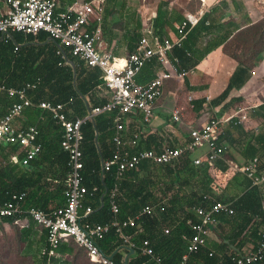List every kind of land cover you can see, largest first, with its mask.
<instances>
[{"label":"trees","instance_id":"16d2710c","mask_svg":"<svg viewBox=\"0 0 264 264\" xmlns=\"http://www.w3.org/2000/svg\"><path fill=\"white\" fill-rule=\"evenodd\" d=\"M159 25L162 27V24ZM212 29L208 16L203 17L195 27L189 30L182 44L175 45L168 53V57L177 64L179 70L194 68L205 55L215 49L214 46H206L203 52L196 51L200 40L210 33ZM251 35L253 36V41L256 44H262L264 48V21L254 27ZM48 37L45 32L38 36H33L16 31L11 33L10 38L0 36V85L4 84L6 87L19 89L26 86L27 83H32L35 86L31 87L28 95L35 102L48 100L54 103H63V111L70 118L84 116L92 107L105 104L108 98L106 95L104 96V90L101 88L105 86L103 71L99 67L91 68L86 66L84 61L74 56H70L71 64H65L63 58L56 52L55 41L43 43ZM150 43L154 46L151 39ZM17 45L18 49L16 50ZM155 58L157 57L153 59ZM72 63H74L75 68ZM160 63L167 69L171 66L167 65L169 61ZM230 88L222 94V99L229 95ZM1 99L2 115L7 114L10 106L19 100L17 97H11L6 91L2 93ZM25 110L28 117L32 119L25 126L38 124L39 134L36 142L42 144V150L29 164L23 165L20 161L23 159L24 153L20 152L18 154V144L0 142V166H4L0 168V200L4 202L14 192L27 191L28 206L36 204L39 208L52 212L56 208L53 207L55 208L53 209L48 206L51 200H56V205L66 202L65 188L66 177L69 172V153L61 145V127L56 124L49 112L45 113L46 118L39 120L42 112L40 107L34 106ZM116 114V109L101 113L92 120L87 121L82 127L85 137L83 143V175L84 184L88 188L83 204L93 208V211L84 217V223L105 224L112 221L115 217L111 210L109 192L117 181V171L114 167L110 171L103 173L102 161L111 157L116 148L113 142ZM52 129H54V135L49 136V132L46 133V130ZM149 137L147 141L140 142L134 151L140 149L160 151L163 148L162 143L154 145V135ZM249 148L252 149L251 156H253V159L259 157L262 160L264 149L252 144H249ZM13 155L18 157V161L8 160ZM262 166L263 163L260 161L259 174L264 176ZM159 167L162 173L164 170L169 176V179L164 182L166 188L162 190L163 196H161V190L159 189V184L163 181V178L158 173L154 172V175L152 174L153 177L151 174H149V177L141 176L142 170H148L151 173L150 169L152 168L148 161H144L141 164L139 171H127L126 178L121 184L125 196L120 202V218L124 219L129 215L128 213H131V210L133 216H135L145 206H155L152 214H142L136 225L128 228L130 239L137 247L135 249L136 256L128 264H158L157 257L166 264H182L190 244L189 239L184 235L191 237L195 234L190 220L202 221V216L197 211L198 206L212 207V202L206 198L207 194L215 195L211 188L213 178L208 164L197 166L186 159L183 164L178 161L175 166L163 164ZM224 169H227V167H224ZM197 175L200 178H198L196 191L189 192L187 196H184L185 194L182 196L178 192L173 194L168 201H165L164 198L168 195L173 183H190ZM43 179L47 182L44 183ZM34 187L36 188L35 190ZM180 188L182 189V185H180ZM41 190L42 201H33ZM54 190L56 192H53ZM262 190L260 186H254L241 198L234 201L237 212L233 217H227L228 214L224 212L216 214L217 220L223 218L225 220L239 221L240 218H244V223L241 224L239 231L232 237L227 236L228 239H231V242L224 241L223 247L225 251L223 254L214 253L208 247H204L200 252L191 255L189 264L193 262H200L201 264H232L230 255L227 252L232 251L231 245L233 243L240 250V253H234L240 256L244 255L243 249L250 239L247 236L248 233H245L247 228L250 227L249 224L255 218L264 222V191ZM128 209L131 210L127 211ZM83 212L84 209L81 210V213ZM167 227L170 228L169 233L165 232ZM254 231L252 237L257 243L261 239V228L257 227ZM239 237H243V239H240V241ZM146 240L150 242L154 256L145 255L141 251L140 248ZM259 243L260 241L257 243V248ZM99 247L107 255L113 256V260L117 264L123 263V257L120 253L121 249L129 253L125 245L119 240L115 228L110 229L105 237L99 240ZM49 249L46 248V250ZM65 251L74 252L73 249L64 248V244L57 248V253ZM55 255H49V251H47L39 259V263L58 264V261L54 258ZM256 264L264 263L259 262Z\"/></svg>","mask_w":264,"mask_h":264},{"label":"built area","instance_id":"2783aa9c","mask_svg":"<svg viewBox=\"0 0 264 264\" xmlns=\"http://www.w3.org/2000/svg\"><path fill=\"white\" fill-rule=\"evenodd\" d=\"M8 12L0 18V36L10 38L13 32H22L25 35L38 36L45 32L56 42V52L63 58L65 64H71L70 56L78 57L85 62L88 67H99L103 71L104 88L109 93L108 101L103 105L92 107L84 116L70 118L63 111V103L42 100L35 102L28 95L32 83H27L23 88L6 87L0 85V142L18 144L19 151L24 153L20 161L27 165L42 150V144L36 142L39 134L38 124L28 127L19 125L18 119L23 116L25 109L38 106L42 109L39 120L46 118L45 113L55 120L61 128V145L68 151L69 172L66 177V202L63 206L57 207L52 212L39 208L38 206L27 207L28 192H14L6 201L0 200V220L12 218L14 224L19 225L27 217H32L38 224L48 231L49 255H53L54 250L63 243L75 242L85 249L90 260L96 264H116L111 255L104 253L99 247V240L103 239L110 229L115 228L119 240L127 249L135 250L137 247L131 241L128 228L135 226L142 214H152L154 205L145 206L141 212L135 216L119 217L121 212V199L125 194L122 191V181L126 178L127 171H139L144 161L150 163V167L155 170L157 166L171 164L188 159L191 164H208L210 170H214L217 161L224 158L229 150V145L221 141L222 124L231 121L235 115L220 118L213 117L204 124L189 125L190 139L183 145L171 147L163 146L159 150L140 149L134 151L142 140V131L138 130L131 135H124L126 125L131 120V115H141L146 123H151L155 115V107L158 99L164 93V86L170 78H184L194 68H183L179 70L175 62L171 65V70L162 69L147 82H139L138 74L154 57L160 62L169 60L168 53L175 45H181L189 33V30L197 23L194 16L188 15L186 20L177 27L178 37L175 40L170 38L155 39L154 46L150 43L149 36H142L137 42L128 58L122 63L109 52H103L98 43L103 36V14L104 0L78 1L66 7L63 11H58L59 6L56 0H7ZM98 14L96 26L92 29L93 16ZM153 29V28H151ZM18 49V45L15 48ZM6 91L11 97L19 100L14 102L7 114H1L2 93ZM116 109L115 133L113 142L116 145L113 155L102 161V171H110L116 168V179L114 186L109 192L111 210L115 217L112 221L101 223H84V217L93 211L91 206H84L88 188L84 184V133L83 125L92 120L95 116ZM173 119L183 122L180 109L169 108ZM141 113V114H140ZM243 118L247 119L244 114ZM206 147L207 152L200 156L193 157L192 154L198 149ZM13 161H18L16 155L12 156ZM260 158H254L248 165L236 168L246 173L254 185H260L264 181V176L259 174ZM162 183L163 190L166 188ZM108 192V190H107ZM161 196H163L162 192ZM171 198L167 195L165 201ZM206 198L212 202V207L198 206L197 211L202 216L201 222L190 220L191 227L195 234L189 239V249L184 256L182 264H189L192 254H196L207 246L208 238L212 232V225L217 221L216 214L220 212L229 215L236 214L237 210L233 202L219 199L217 194H207ZM84 212L81 213V210ZM22 227H24L22 225ZM166 233L170 228L165 229ZM261 239L259 247L253 251L240 256L230 255L232 264H256L264 263V229L260 232ZM141 251L145 255L154 256L153 248L148 240L144 241ZM158 264H166L159 257ZM46 264V263H43Z\"/></svg>","mask_w":264,"mask_h":264},{"label":"crops","instance_id":"0c3cea01","mask_svg":"<svg viewBox=\"0 0 264 264\" xmlns=\"http://www.w3.org/2000/svg\"><path fill=\"white\" fill-rule=\"evenodd\" d=\"M78 1L91 0H56L58 11H63ZM8 10L7 0H0V18ZM188 15L197 19L193 27L205 16H208V21L213 27L212 31L200 40L196 51L203 52L206 46H214L215 49L205 55L186 77L168 79L164 93L156 103L152 122L146 123L141 115H131L124 135H131L140 130L141 142L147 141L149 135L150 137L154 135L155 146L160 143L163 146L165 144L180 146L190 139L189 125L204 124L213 117L226 118L235 115L231 121L222 124L221 141L230 146L229 150L224 158L217 161L215 169L210 170L213 178L211 188L214 193L225 201L234 202L254 186H260L264 191V181L260 185H254L246 173L236 168L246 166L253 160L249 144L264 149V48L262 44H256L251 35L254 27L264 21V0H104L103 36L98 45L103 52L113 54L118 62L123 63L142 36H149L153 43L155 39L175 40L178 37L177 27ZM97 18L96 13L91 29L96 26ZM159 24H162V27ZM47 41L54 40L49 36L43 43ZM168 61L167 65H172L173 61L170 58ZM162 69L171 70V66L167 69L155 58L145 64L137 79L139 82H147ZM229 87H231L229 95L222 99V94ZM101 88L104 90V96L106 94L109 96L104 86ZM174 107L180 109L183 122L174 120L172 113L168 111ZM244 114L247 115V119L243 118ZM30 120L32 119L25 110L17 123L25 126ZM47 132L49 136L54 135V129L46 130ZM206 152V147H203L192 156H200ZM8 160L11 161L12 156ZM261 161L264 175V155ZM154 172L163 178L159 184L161 189L162 183L169 179V176L164 170L162 173L159 166L151 170V173L142 170L141 176L149 177L151 174L153 177ZM198 178L199 175L190 183H173L168 195L172 197L179 192L182 196L183 194L187 196L189 192L196 191ZM43 181L47 182L45 179ZM41 193L42 190L33 201H42ZM55 202L56 200H51L48 206L57 208L65 203L64 201L63 204L56 205ZM128 214L133 216L132 210ZM233 216L227 215L229 218ZM220 219L212 225L206 247L214 253L223 254L224 241L230 243L231 239L227 236L232 237L239 231L244 218H240L239 221ZM249 225L245 233H248L250 239L243 249L244 255L256 249L260 241L259 239L255 243L252 237L254 229L257 227L264 229V222L261 219L255 218ZM240 239L243 237H239ZM47 240V229L32 217L28 216L19 225L14 224L11 218L0 220V247L8 252V256L18 251L16 256H20L23 264H40L39 259L46 248H50ZM63 244L64 248L73 249L74 252L57 253V249H53L58 264H76L81 262L83 257H88L85 249L76 243L71 241ZM231 249L232 251L227 252L229 255L240 253L239 247L234 243ZM127 250L129 253L121 249L122 264H128L136 256L135 250L133 253Z\"/></svg>","mask_w":264,"mask_h":264},{"label":"rangeland","instance_id":"374dc122","mask_svg":"<svg viewBox=\"0 0 264 264\" xmlns=\"http://www.w3.org/2000/svg\"><path fill=\"white\" fill-rule=\"evenodd\" d=\"M7 251L0 247V264H23L20 256H16L18 251H14L11 255H7ZM90 259L83 257L81 262L76 264H92Z\"/></svg>","mask_w":264,"mask_h":264},{"label":"water","instance_id":"95a60500","mask_svg":"<svg viewBox=\"0 0 264 264\" xmlns=\"http://www.w3.org/2000/svg\"><path fill=\"white\" fill-rule=\"evenodd\" d=\"M73 64V67L75 68V65H74V63H72ZM231 242V241H230ZM132 253L134 252V250L133 249H129ZM111 258H113V257H111ZM128 260H129V257H127L126 258V262H128Z\"/></svg>","mask_w":264,"mask_h":264},{"label":"clouds","instance_id":"9594fccd","mask_svg":"<svg viewBox=\"0 0 264 264\" xmlns=\"http://www.w3.org/2000/svg\"><path fill=\"white\" fill-rule=\"evenodd\" d=\"M234 203V202H233ZM12 219V218H11Z\"/></svg>","mask_w":264,"mask_h":264}]
</instances>
